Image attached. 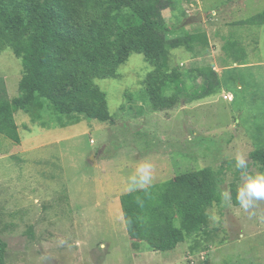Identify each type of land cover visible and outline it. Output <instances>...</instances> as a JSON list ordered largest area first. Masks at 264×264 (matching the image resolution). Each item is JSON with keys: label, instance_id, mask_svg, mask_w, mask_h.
Wrapping results in <instances>:
<instances>
[{"label": "rangeland", "instance_id": "374dc122", "mask_svg": "<svg viewBox=\"0 0 264 264\" xmlns=\"http://www.w3.org/2000/svg\"><path fill=\"white\" fill-rule=\"evenodd\" d=\"M162 3L167 37L208 31L212 42L200 57L183 49L169 53L166 68L182 74L178 84L149 87L154 67L129 53L115 78L94 80L112 122L61 114L42 100L29 112L15 109L20 144L0 135L2 264H264V204L254 215L240 206L242 177L229 158L242 152L252 172H264L249 157L264 147V26L232 29L245 50L252 42L248 66L223 55L217 36L223 21L240 22L264 11V0ZM238 52L231 56L240 63ZM213 64L222 67L219 91L194 100L203 83L193 70ZM22 74L20 59L10 48L1 50L0 101L18 97ZM144 159L155 167L154 184L202 169L215 172L218 224L212 226L207 215L212 204L202 228L172 251L158 252L129 237L119 197ZM224 189L232 193L230 203L223 202Z\"/></svg>", "mask_w": 264, "mask_h": 264}, {"label": "trees", "instance_id": "16d2710c", "mask_svg": "<svg viewBox=\"0 0 264 264\" xmlns=\"http://www.w3.org/2000/svg\"><path fill=\"white\" fill-rule=\"evenodd\" d=\"M163 8L162 0H0V51L10 48L23 68L18 97L0 101V135L19 145L14 111L29 112L40 100L61 114L112 122L105 94L94 80L115 78L129 53L142 55L154 67L147 77L149 87L178 84L182 74L166 68L169 53L183 49L200 57L210 45L204 31L167 37ZM237 25H264V11ZM193 73L203 83L194 100L219 91L218 75L210 65ZM249 157L264 170V147ZM218 185L215 172L202 169L154 184L148 194H122L123 218H141L131 229L125 227L127 234L155 251L174 250L202 228L205 209L220 202ZM137 197L143 199V208L137 206ZM4 248L0 241V264Z\"/></svg>", "mask_w": 264, "mask_h": 264}, {"label": "clouds", "instance_id": "9594fccd", "mask_svg": "<svg viewBox=\"0 0 264 264\" xmlns=\"http://www.w3.org/2000/svg\"><path fill=\"white\" fill-rule=\"evenodd\" d=\"M229 158L234 159L235 168L240 171L242 177V183L237 189L236 200L244 210L250 211L254 215L255 210L264 204V172H252L250 161L242 152L238 151L234 157ZM154 181L155 167L150 160L144 159L137 164L134 171L127 177L126 191L129 194L141 191L148 194L150 188L154 185ZM222 197L224 203H230L232 199L231 191L224 189ZM136 203L138 207H144L142 198L137 197ZM207 215L212 222V226H216L220 217L215 204L209 209ZM140 219V217H137L136 220H133L125 214L123 218L124 225L131 229Z\"/></svg>", "mask_w": 264, "mask_h": 264}, {"label": "crops", "instance_id": "0c3cea01", "mask_svg": "<svg viewBox=\"0 0 264 264\" xmlns=\"http://www.w3.org/2000/svg\"><path fill=\"white\" fill-rule=\"evenodd\" d=\"M222 23H223V26H222L223 29L217 34L218 37L220 36L219 37L220 43L218 44V47L220 48V50H222L223 55H225L226 53V55L228 56V59L231 60L234 63V65L237 64V66H248L249 64L245 63L244 61L247 59L249 54L251 55L253 53V46L252 47L250 46L252 42L249 43L248 45V51L247 49L245 50L244 43H241L237 40V38L235 39L232 37V33H233L232 29L240 25H237V22L235 21H229V22L223 21ZM261 26H264V25H261ZM206 35L209 41V45L212 47V42L210 40V37H209L210 35L208 31H206ZM236 50H240V52H238L241 55L240 63H237L238 61L236 62V60H234L233 57L231 56L232 54H234ZM212 68L217 73V75L219 71H221L222 69V67H218L217 64H213Z\"/></svg>", "mask_w": 264, "mask_h": 264}, {"label": "water", "instance_id": "95a60500", "mask_svg": "<svg viewBox=\"0 0 264 264\" xmlns=\"http://www.w3.org/2000/svg\"><path fill=\"white\" fill-rule=\"evenodd\" d=\"M200 19H201V16H199V18L198 17H191V18L186 20V23H188V24L194 23V22H197Z\"/></svg>", "mask_w": 264, "mask_h": 264}, {"label": "built area", "instance_id": "2783aa9c", "mask_svg": "<svg viewBox=\"0 0 264 264\" xmlns=\"http://www.w3.org/2000/svg\"><path fill=\"white\" fill-rule=\"evenodd\" d=\"M226 99H227V97H226Z\"/></svg>", "mask_w": 264, "mask_h": 264}]
</instances>
